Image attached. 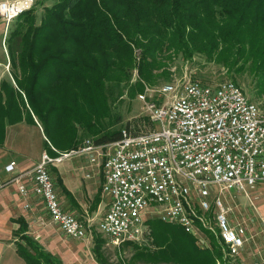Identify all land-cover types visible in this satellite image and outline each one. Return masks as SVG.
Returning a JSON list of instances; mask_svg holds the SVG:
<instances>
[{"label":"trees","instance_id":"trees-1","mask_svg":"<svg viewBox=\"0 0 264 264\" xmlns=\"http://www.w3.org/2000/svg\"><path fill=\"white\" fill-rule=\"evenodd\" d=\"M39 1L47 0L7 27L13 82L0 81V146L6 126L20 121L41 127L53 157L79 148L85 136L105 143L122 129H146L142 117L110 129L120 122L113 99L170 81L175 59L202 56L264 83V0H53L38 16ZM156 226L151 247L123 243L134 250L123 264H227L213 234L211 248H201L180 225ZM23 239L17 252L27 264H54ZM99 248L96 242L97 260L108 264Z\"/></svg>","mask_w":264,"mask_h":264},{"label":"built area","instance_id":"built-area-1","mask_svg":"<svg viewBox=\"0 0 264 264\" xmlns=\"http://www.w3.org/2000/svg\"><path fill=\"white\" fill-rule=\"evenodd\" d=\"M35 2L0 1L6 30L13 14H22ZM136 77L134 71L133 80ZM137 98L149 127L122 129L118 139L105 143L86 139L79 148L54 157L43 151L39 162L14 180H31L32 194L41 198L64 235L87 239L95 229L93 220L83 221L62 208L50 174L53 164L83 154L102 171L101 191L109 201L96 226H102L111 243L141 241L149 217L195 234L190 214H198L208 225L205 216L214 209L217 235L223 243L233 242V250L239 253L246 231L228 222L222 192L234 189L247 194L264 182V115L230 80L217 86L190 80L166 83L147 87ZM14 165L8 163L5 171L13 172ZM18 191L26 198L29 187L19 182Z\"/></svg>","mask_w":264,"mask_h":264},{"label":"rangeland","instance_id":"rangeland-1","mask_svg":"<svg viewBox=\"0 0 264 264\" xmlns=\"http://www.w3.org/2000/svg\"><path fill=\"white\" fill-rule=\"evenodd\" d=\"M52 1L53 0H47L44 3L41 1L37 2L38 3L36 5L37 15L39 16L43 12L44 6H50ZM7 31L8 30H6L5 28V22L0 17V81L3 79H8V80L10 79L13 82L12 77L10 75L11 72L10 58L7 53V41L9 37ZM237 67L231 68V67H227L226 65L217 63L215 61H207L202 56H194L192 59L185 61L175 59V61L169 67L171 71V79H169L170 81L167 82L160 81L159 83H156L154 85L145 84V88L142 91L137 90L133 96L128 95V89L126 88V91H124L121 96H118L113 99V102L111 104V112L114 115L120 117V122L113 125L110 129L121 128L127 121H132L139 117H142L149 122L148 117L143 111V104L137 98L138 94L144 92L147 87L149 89H155L166 83L176 84V83L184 82L186 80L198 81L207 85L208 84L217 85L220 82L226 80L234 81L236 84H238V86L242 88V90L246 93L247 97L258 105L261 112L264 113V89H263L264 83H258V80L255 79V76L253 74H251L247 70H237ZM154 98L157 101L159 100L157 97ZM34 129L35 128L31 126H23L19 128L18 132L15 131L14 133L11 134L12 137L19 136V138L23 143L24 141L25 142L28 141V144L26 146L28 148L27 154L31 153L33 155L37 151L38 145L39 147L41 146V152L39 155L40 158L42 152L44 151L43 150L44 148L43 145L41 144V137L39 135V131L35 133ZM86 139L93 140L91 136H85L81 141L80 145H82V143ZM5 151L3 153L4 155H7L9 159H12L13 156L16 158L17 155L16 153L13 155V152L8 151V149H5ZM6 182L8 183V184L6 183L7 185L15 187V189H17L19 198L21 197L22 199H24V197L19 194L17 184L14 182V177H10V179H7ZM28 187H29L28 195H31L32 194L31 182L28 185ZM2 191L3 190H0V193ZM216 192H218V188L214 189V191H212L211 194L213 195ZM28 201H29L28 202L29 206L28 207L24 206V208H22L24 213L29 211L31 207L30 205L33 203V201L30 200ZM222 201L227 209L226 218L230 223V225L241 226L246 231V243L244 245V248H242L239 253H236L234 250L226 246L225 248L226 254L228 255L227 256L228 258H226L225 260L226 263L227 264H264V182H260L255 187L254 190L248 192L247 194L244 192H237L234 189L223 190ZM39 204H43V207L40 210L41 212L39 214V218H43L44 220H47L49 216L46 212L43 201L41 200ZM99 217L100 214L98 216H95L93 219V223H95L96 225L98 221L97 222L95 221L99 219ZM205 217L207 218L208 227L213 229V231L215 232H212L210 230H206V231L208 232L210 231L209 232L210 234L213 233L217 234V227L215 224V210L212 209L209 212H207ZM81 219L83 220V218ZM49 220L51 219L49 218ZM157 223L162 224V221L155 218H151L149 221H146L145 224L146 226H149L151 228L154 234H157V228H156ZM95 224H93L94 227L96 226ZM8 227L9 224L5 218V221L3 223L4 235L0 233V264H26V262L22 258H19L18 255L15 253L14 245L11 243L13 242V240L14 243H16L15 239L18 241L19 239L18 235H15L16 233H13V231L8 232L7 230ZM3 230L0 228V232H3ZM95 232L98 233L96 230L95 231L92 230V233L88 235L87 239H84L83 241L77 240L75 241V244L80 246L84 245L85 246L84 249H86L87 251L89 250L93 258H95L96 256L93 253L92 247L95 242H98L100 248H99V253L96 254L99 256L101 260H103L108 264H123L125 262L128 263V259H130V257H133L134 250L131 245L129 244L127 245L123 243L113 244L109 241V239L105 238L100 233L95 235ZM197 232L195 234L191 233L192 236L195 235L196 237H199L197 235H200L202 239L206 238L205 239L206 243L209 244L210 235L208 237L206 234L202 233L201 231L198 234ZM8 233H9L10 242L7 240ZM147 237L139 242H134V243H137L138 245H141L143 247L144 246L151 247L152 246L151 240L153 239V234L152 236L148 238ZM65 238H67L66 235ZM68 239L72 240L71 237ZM84 241H86V243ZM213 241L216 242L218 245H220L219 240L215 235ZM136 264H149V263L138 261L136 262ZM216 264H220V262H218L217 260Z\"/></svg>","mask_w":264,"mask_h":264},{"label":"crops","instance_id":"crops-1","mask_svg":"<svg viewBox=\"0 0 264 264\" xmlns=\"http://www.w3.org/2000/svg\"><path fill=\"white\" fill-rule=\"evenodd\" d=\"M23 126H31L35 128V133L39 131L41 144L43 145L44 135L38 124L34 125L26 121H20L6 126L4 142L0 146V190H3L0 193V228L3 230V223L6 218L9 224L7 229L8 232L13 231V233H16L15 235H18L19 238L18 241L15 239L16 243H14V240L11 242L14 245V251L19 258H22V256L17 252V243L26 246V240L23 239V236H27L31 242V244H29L30 251L39 253L40 257L48 259L54 264H91V262L92 264H101L97 260V257L93 258L89 250L87 251L84 249V245L80 246L75 244V241L83 240L74 238H72V240L68 239L70 237L65 238L62 231L56 224H53L49 218H47V220L39 218L40 210L43 207V204H39L41 202L40 197L31 194L24 199L21 197L19 198L17 189L7 185V179L26 172V170L32 168L40 159L39 155L41 152V146L39 147L38 145V149L33 155L31 153L27 154L28 148L26 146L28 141H24L23 143L19 136L12 137L11 133H14L15 131L18 132L19 128ZM5 149L13 152V155L16 153V158L13 156L12 159H9L7 155H4L3 152ZM10 162L15 163V169L11 173L5 171V166ZM50 172L55 192L64 210L72 213L79 219L83 218V221L89 219L93 220L94 217L99 214V219L101 218L107 208L109 199L101 191L103 175L100 166L90 163L86 155L79 154L71 155L64 158L62 161L53 164ZM14 182L17 184V187L19 182L28 186L31 180L25 177L19 182H16L15 180ZM28 200L33 201V203L30 205L31 207L26 214L22 208H24L26 203L28 204ZM151 218L153 217L147 218L146 221H149ZM147 227L148 230L143 239L147 236H152L151 228L149 226ZM200 231L209 237L210 231L208 232L206 229L200 227L197 234L200 233ZM0 233L4 235V230ZM213 234L218 238L219 243L222 246L223 259L228 258L225 249L226 245L216 233ZM197 236L199 237L193 235L199 247L211 248V237H209L210 241L209 244H207L205 240L206 238L202 239L200 235ZM7 240H10L9 233ZM84 242L86 243V241ZM95 245L96 242L93 244L92 249H94ZM242 248H244V246Z\"/></svg>","mask_w":264,"mask_h":264},{"label":"bare ground","instance_id":"bare-ground-1","mask_svg":"<svg viewBox=\"0 0 264 264\" xmlns=\"http://www.w3.org/2000/svg\"><path fill=\"white\" fill-rule=\"evenodd\" d=\"M19 15L20 14H13L12 20L17 18ZM223 83H225V81H222L219 84H223ZM210 86H217V85H210ZM250 105L252 108H258L260 113L264 115V113L261 112L260 108L258 107V105L256 103H254L253 101L250 100ZM190 224H192V228L194 231L200 230V227L208 229V225L203 223V220H201V218L198 217V214H190ZM95 230L106 238L105 230L102 229V226H95L94 231ZM95 235H96V232H95ZM112 243L118 244V243H120V240H112ZM224 244L233 250V242H224Z\"/></svg>","mask_w":264,"mask_h":264}]
</instances>
